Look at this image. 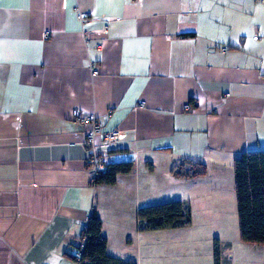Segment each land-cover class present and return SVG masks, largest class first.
Masks as SVG:
<instances>
[{"label":"crops","instance_id":"crops-1","mask_svg":"<svg viewBox=\"0 0 264 264\" xmlns=\"http://www.w3.org/2000/svg\"><path fill=\"white\" fill-rule=\"evenodd\" d=\"M75 108L122 130L109 161L133 168L114 184L93 183ZM249 151H264V0H0V264H79L93 208L107 254L142 264L160 229L139 230V209ZM185 158L207 175L172 179ZM238 235L214 238L220 264H264Z\"/></svg>","mask_w":264,"mask_h":264},{"label":"trees","instance_id":"trees-1","mask_svg":"<svg viewBox=\"0 0 264 264\" xmlns=\"http://www.w3.org/2000/svg\"><path fill=\"white\" fill-rule=\"evenodd\" d=\"M133 161L110 162L107 170L93 179L94 184H114L121 173H128ZM235 186L241 239L264 244V151L244 152L235 159ZM208 173L206 163L185 158L172 169L177 179H192ZM139 230H159L187 226L192 214L185 201L169 200L141 207L138 211ZM86 238L79 264H137L107 254V238L102 233V220L93 208L82 231ZM221 254L215 242L214 260L220 264Z\"/></svg>","mask_w":264,"mask_h":264},{"label":"rangeland","instance_id":"rangeland-1","mask_svg":"<svg viewBox=\"0 0 264 264\" xmlns=\"http://www.w3.org/2000/svg\"><path fill=\"white\" fill-rule=\"evenodd\" d=\"M171 178L175 179L174 176ZM181 186V192L176 194H172L171 189L166 190V200L183 193L181 197H186L190 193L191 198L185 203L191 211L192 221L179 229L165 228L153 233L152 250L148 255L143 252L142 264H215L214 238L220 234L231 239L239 236L234 174L190 181ZM184 187L191 188L186 191ZM219 246L221 254L222 247Z\"/></svg>","mask_w":264,"mask_h":264},{"label":"built area","instance_id":"built-area-1","mask_svg":"<svg viewBox=\"0 0 264 264\" xmlns=\"http://www.w3.org/2000/svg\"><path fill=\"white\" fill-rule=\"evenodd\" d=\"M48 37V34H46ZM98 74V70L93 66V75ZM72 119L80 124H92V129L86 133L85 142L87 144L88 161L92 169L93 179L107 170L110 163L108 153L113 148L122 130L118 127L103 130L97 115L84 114L78 108L72 111ZM99 139V140H98ZM86 238L81 236L75 249V257L80 258L85 247Z\"/></svg>","mask_w":264,"mask_h":264}]
</instances>
